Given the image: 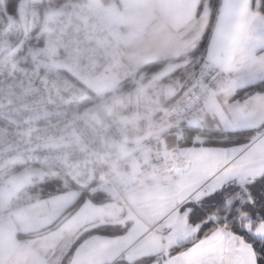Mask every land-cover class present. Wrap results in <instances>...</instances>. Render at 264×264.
Masks as SVG:
<instances>
[{
  "label": "snow or ice",
  "instance_id": "obj_1",
  "mask_svg": "<svg viewBox=\"0 0 264 264\" xmlns=\"http://www.w3.org/2000/svg\"><path fill=\"white\" fill-rule=\"evenodd\" d=\"M197 20L144 219L107 224L71 189L44 201L68 264H264V0H202Z\"/></svg>",
  "mask_w": 264,
  "mask_h": 264
},
{
  "label": "built area",
  "instance_id": "obj_2",
  "mask_svg": "<svg viewBox=\"0 0 264 264\" xmlns=\"http://www.w3.org/2000/svg\"><path fill=\"white\" fill-rule=\"evenodd\" d=\"M41 2L23 1L18 38L0 50V184L21 167L38 166L123 198L136 187L134 175L146 174L128 144L169 121L175 89L159 95L156 118L134 89L85 102L78 86L53 74L47 55L29 51L24 30L34 28Z\"/></svg>",
  "mask_w": 264,
  "mask_h": 264
},
{
  "label": "crops",
  "instance_id": "obj_3",
  "mask_svg": "<svg viewBox=\"0 0 264 264\" xmlns=\"http://www.w3.org/2000/svg\"><path fill=\"white\" fill-rule=\"evenodd\" d=\"M76 1L78 0H74L73 3L75 4ZM84 1H86L84 4L90 15V20L96 25L98 23L104 27L102 32L107 46L112 50V55L115 57L112 60H110L111 58L107 59L106 66H108L109 72L118 66L123 77V73L129 75L149 61L156 59L169 61L161 71L150 79V82H147L143 91L144 111L153 114L154 117L152 118H156L160 114L155 108L158 104L159 95L167 89L176 90L179 86L177 80L161 81L160 83L157 80L170 71H174L183 62H174L171 59L190 49L193 36L201 26L197 20V3L199 0ZM46 6H43L42 13H44ZM150 128L157 129L154 126H150ZM146 132L144 131L142 134H146ZM135 140L136 138H133L129 142L128 148L135 151L138 149L140 154V151L144 150L146 146L136 147ZM149 140L150 142L153 141L151 137ZM144 157L141 155L142 159ZM138 175H134L136 187L127 194L142 184L143 177L141 178V175L137 177ZM44 201L13 212L11 216L14 218L16 230L18 228L24 233H28L29 236L24 241L16 239L15 241H19L17 246L13 243L12 247H9L12 248V252L9 251L11 249L3 251L4 256L0 259V264H59L60 257H62L61 253L64 251L63 242L59 233L60 239L58 240V237L57 239L54 237L55 233L46 231L49 225L54 223L49 224L50 217L42 214ZM90 204L97 210L98 214L103 215L104 219L117 216L118 210H120L117 203L112 216H108L111 211L110 207L105 204L96 205L91 202ZM143 219V217L137 218L133 224H138ZM130 222H133L132 218ZM41 230L44 232H40Z\"/></svg>",
  "mask_w": 264,
  "mask_h": 264
},
{
  "label": "rangeland",
  "instance_id": "obj_4",
  "mask_svg": "<svg viewBox=\"0 0 264 264\" xmlns=\"http://www.w3.org/2000/svg\"><path fill=\"white\" fill-rule=\"evenodd\" d=\"M23 1L24 0H21L18 5L21 27L25 22L22 14ZM73 1L74 0L65 1L64 4H46L47 6L44 13H41V16L40 14L36 15L37 18L35 20V26H33L34 28L29 29L26 27L27 29L24 30V39H27L30 53H43L47 55L50 68L52 69L51 71L64 82L67 83L73 80L79 81L83 86L84 100L95 99L98 96L116 91L120 82L125 79L135 82L137 81L133 89L143 93L144 88L147 82H150V79L147 81H141V78H136V76L138 75L137 72L140 68L146 63L137 70L131 72L129 75L123 73V77L119 69L120 67L118 66L115 67V69H112L113 71L109 72L108 66H106L107 59L111 58L110 60H112L115 59V57L112 55V50L107 46L108 44L102 32L104 27L98 23L96 25L90 20V15L84 4L86 1L82 0L80 3V0H78L75 4ZM198 3H200V0ZM30 26L31 24L29 27ZM33 29H35V31ZM2 35L3 33L0 34V36ZM4 37L5 36L2 38L3 40ZM34 38H37V40H35L36 42L33 40ZM8 42L9 39L5 38L2 46ZM166 65L158 69L152 77L161 71ZM143 73L144 72L142 71L139 77H141ZM178 76H180L178 71H170L163 75L161 79L157 80V82L160 83L161 81L177 80ZM166 78H170V80ZM159 126L161 128L157 127V129H151L149 127V129L146 130V134L144 133L140 135L134 141L136 147L143 145L146 146L144 150L140 151V155L145 156L149 147L157 144V137L161 134V130H163L165 136L168 135L166 129L167 126H169V121L161 122ZM150 137L153 140L152 142L149 140ZM43 173L44 170L38 166L22 167L0 184V259L4 256L3 251L11 249L9 251L12 252V248L9 247H12L13 243L17 246V242L24 241V239L29 236L28 233H24L18 228L16 230L14 218L11 215H13V212L21 210V208L46 200L45 198L25 204V202L29 201L28 198L30 196L27 195L23 197L20 194L25 187H30L31 183L40 179L43 176ZM139 175H141V178L145 176V174ZM139 175L137 177H140ZM144 191L142 183L133 192L124 196L123 200L132 212V224L137 218H144L147 211V201L143 197ZM115 204H117L116 201L105 204L107 207L111 208L110 213H112L108 216H112L114 210H116L117 206ZM118 206L120 209L118 210V215L105 220H112L122 215L123 210L120 205ZM53 225H49L48 228L46 227V231L55 233L54 237L57 239V229L60 225L51 228ZM40 232H44V230H41ZM16 239L19 241H15ZM59 239L60 238L58 237V240ZM63 250L65 251V249ZM63 253H61V256H63Z\"/></svg>",
  "mask_w": 264,
  "mask_h": 264
},
{
  "label": "trees",
  "instance_id": "obj_5",
  "mask_svg": "<svg viewBox=\"0 0 264 264\" xmlns=\"http://www.w3.org/2000/svg\"><path fill=\"white\" fill-rule=\"evenodd\" d=\"M20 1L21 0H3V7L0 4V34H2L4 32V27L6 26V22H7L4 11L10 17H12L15 21V24H12V26L7 30L6 34L4 35L5 36L4 40H5V38H8L9 42L6 43L5 45H3L0 50L7 49L18 38V35L20 32V26H21L20 25L19 12H18V5H19ZM65 1H69V0H42V2L39 4L40 16H41V13L43 12V6H45L46 4H48V3L62 4ZM201 2H202V0H200V3ZM3 8H4V11H3ZM33 30L35 31V29H33ZM4 40L2 39V44H3ZM33 40L35 41V40H37V38H34ZM9 43H11V44H9ZM188 54H189V50L186 51L185 53L175 57L174 59H171V61H174V62L184 61L187 58ZM168 62L169 61L160 60V59L150 61V62L144 64L140 68V70L137 72L138 75L136 76V78H139V79L141 78L140 79L141 81H147V80L152 78V75L158 69H160L162 66L168 64ZM142 71L144 73L141 75V77H139ZM178 74L181 75V72L178 71ZM171 78H173V77H171ZM166 79L170 80V78H166ZM71 82H70V84H74V85L78 86L83 92V86L79 81L73 80ZM136 82L125 79L122 82H120L118 89L114 92H120L126 88L127 89H133V87L136 85ZM85 93H86V91H85ZM109 94L110 93H107L105 95H109ZM91 100L92 99L85 100V102H89ZM41 168L44 170L43 176L40 179L31 183L30 187H25V189L20 192V194L23 197L27 196V195L31 197V198L30 197L28 198L29 201L25 202V204L29 203V202L32 203V202L37 201V200L48 198L50 195L56 194L58 190L64 191L65 189H71V190H74L77 192L84 193L85 196L88 197L89 201L93 204H96V205L106 204L108 202H114L117 200V197L110 192H106V191H103L100 189H92L91 187H86V186L82 187L81 185L77 184L76 181L68 178L65 175H62L60 173H55L48 168H44V167H41ZM62 257H64V256H62ZM62 257L60 259L61 261L59 262V264H67V258H62Z\"/></svg>",
  "mask_w": 264,
  "mask_h": 264
},
{
  "label": "water",
  "instance_id": "obj_6",
  "mask_svg": "<svg viewBox=\"0 0 264 264\" xmlns=\"http://www.w3.org/2000/svg\"><path fill=\"white\" fill-rule=\"evenodd\" d=\"M0 4L3 7V0H0ZM3 11H4V8H3ZM4 14H5V17L7 19V22H6V26L4 27L3 35L0 36V49L2 47V38H3V36L6 34L7 30L12 26V24H15L14 19L12 17H10L5 11H4ZM117 203L121 206V208L123 210V213H122L121 217L115 218V219H112V220H105L104 219L105 223L112 224V223H116V222H118L119 220H122V219H127V220L131 221L132 212H131V209L129 208V206L122 199H118ZM59 225H60V221H57V222L54 223V225L51 228L58 227ZM63 256H64V253H63Z\"/></svg>",
  "mask_w": 264,
  "mask_h": 264
}]
</instances>
